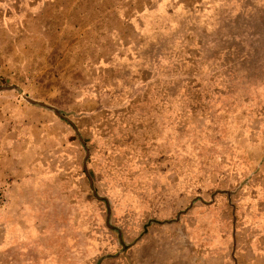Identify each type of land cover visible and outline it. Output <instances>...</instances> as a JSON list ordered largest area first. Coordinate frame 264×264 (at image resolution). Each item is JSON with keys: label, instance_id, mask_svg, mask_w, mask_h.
<instances>
[{"label": "rangeland", "instance_id": "obj_1", "mask_svg": "<svg viewBox=\"0 0 264 264\" xmlns=\"http://www.w3.org/2000/svg\"><path fill=\"white\" fill-rule=\"evenodd\" d=\"M0 264H264V0H0Z\"/></svg>", "mask_w": 264, "mask_h": 264}]
</instances>
